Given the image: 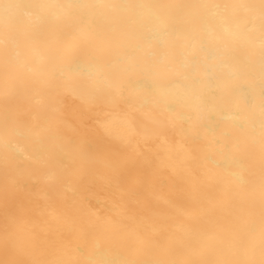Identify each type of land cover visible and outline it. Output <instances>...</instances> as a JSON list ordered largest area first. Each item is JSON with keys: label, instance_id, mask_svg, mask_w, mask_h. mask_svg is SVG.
I'll return each mask as SVG.
<instances>
[{"label": "bare ground", "instance_id": "bare-ground-1", "mask_svg": "<svg viewBox=\"0 0 264 264\" xmlns=\"http://www.w3.org/2000/svg\"><path fill=\"white\" fill-rule=\"evenodd\" d=\"M0 264H264V0H0Z\"/></svg>", "mask_w": 264, "mask_h": 264}]
</instances>
